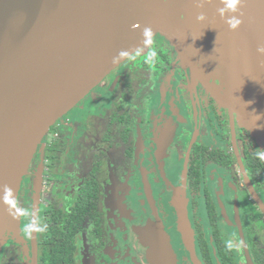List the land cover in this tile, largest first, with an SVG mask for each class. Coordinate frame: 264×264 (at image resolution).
<instances>
[{
	"label": "flooded vegetation",
	"instance_id": "1",
	"mask_svg": "<svg viewBox=\"0 0 264 264\" xmlns=\"http://www.w3.org/2000/svg\"><path fill=\"white\" fill-rule=\"evenodd\" d=\"M110 76L92 97L99 103L60 118L40 161L33 157L16 201L17 238L34 217L37 238L23 234L21 247L9 240L11 257L2 251L0 264H147L138 231L149 224L167 236L174 264H264V146L218 110L158 38L103 82Z\"/></svg>",
	"mask_w": 264,
	"mask_h": 264
},
{
	"label": "water",
	"instance_id": "2",
	"mask_svg": "<svg viewBox=\"0 0 264 264\" xmlns=\"http://www.w3.org/2000/svg\"><path fill=\"white\" fill-rule=\"evenodd\" d=\"M226 3L0 0V251L4 234L18 232L21 183L50 128L154 38L223 115L264 146V56L256 52L264 45V0H242L237 13L221 16ZM232 15L242 21L235 29ZM33 187L37 194L38 174ZM185 205L178 229L181 217L189 228ZM187 234L180 232L186 246ZM138 235L149 264H174L160 227L146 225Z\"/></svg>",
	"mask_w": 264,
	"mask_h": 264
},
{
	"label": "rangeland",
	"instance_id": "3",
	"mask_svg": "<svg viewBox=\"0 0 264 264\" xmlns=\"http://www.w3.org/2000/svg\"><path fill=\"white\" fill-rule=\"evenodd\" d=\"M165 57V56H164ZM168 65H172V62H169L168 63ZM137 70V69H136ZM122 71V70H121ZM120 71V72H121ZM159 71H161V69H159ZM133 75V74H132ZM131 75V76H132ZM113 76H110V77H108L103 83L104 84H101L95 91H94V93L92 94H90L87 98H85V100H84V102L83 103H81V104H79L78 105V107L77 108H73L71 111H69L68 113H67V115H66V117L65 118H71L72 116H73V114H76V112H77V109L78 110H80V109H84V108H87L88 106H90L91 104H97V103H99V100H94L93 101V103H92V97H93V95H95V93L96 92H101L102 90H104V88L106 87V85H108V82L111 80V78H112ZM166 77H168L171 81L172 80H174L173 78H172V76H170L168 73H167V75H166ZM152 79V78H151ZM151 79H149V81H151ZM174 82H175V80H174ZM104 86V87H103ZM150 108L151 107H148L147 108V110H146V112H145V115H148L147 113H149L150 112ZM78 126L79 125H76L75 127H77L78 128ZM54 127V126H53ZM51 128L50 130H49V132L46 134V136L44 137V140L45 139H47V138H49V135H50V133L53 131V129L55 128ZM43 140V141H44ZM42 144H43V142H42ZM41 144V145H42ZM41 145L39 146V148H38V150L36 151L37 153H35V156H34V162L35 161H40V158L38 157V155H39V150H40V147H41ZM37 155V156H36ZM33 162V161H32ZM176 186V185H175ZM31 208V206L29 207V204L27 205V206H25V209L24 210H29ZM186 213V212H185ZM21 219V218H20ZM36 219V217H34L33 218V220H32V224H33V226H34V228H33V226L32 225H30V224H28V222L26 221V223H25V226H24V228L22 229V231H23V233H22V235H21V237H20V239L19 238H17L18 236H19V234H20V229H18V232L16 233V234H13L12 233V231L10 232V233H5L4 234V237H3V241H2V248H1V251H0V254L2 253V251H3V253H8V255H9V253L11 252V250H12V248H13V245L14 246H18V247H21V246H25L27 243H26V239L24 238V236H23V234H25V235H27V232H29L28 233V238H29V241H32V240H35V238H37V231H36V229H37V227H36V223L34 222V220ZM30 221V220H29ZM176 222V221H175ZM19 226H21V228H22V222L20 221L19 222ZM142 228V227H141ZM190 233H191V240H192V238H193V235H192V230L190 229ZM165 239H166V241L168 242V244H169V247H170V250H171V245H170V242H169V240H168V238H167V236H165ZM9 240H11V243H13V245L10 243V242H8ZM192 243H193V241H192ZM28 245H31V247H32V244L31 243H29L28 242ZM193 244H191V246H192ZM27 251V250H26ZM145 253V252H144ZM143 253V254H144ZM10 257H11V254L9 255ZM147 264H149V262L147 261Z\"/></svg>",
	"mask_w": 264,
	"mask_h": 264
},
{
	"label": "clouds",
	"instance_id": "4",
	"mask_svg": "<svg viewBox=\"0 0 264 264\" xmlns=\"http://www.w3.org/2000/svg\"><path fill=\"white\" fill-rule=\"evenodd\" d=\"M241 3L242 0H227L225 7L218 9V14L224 16L226 11L230 13H237L239 11L238 5H240ZM197 19H204V14H199L197 16ZM241 22L242 21L238 19L235 15L230 16V18L227 20L230 29L237 28ZM256 52L259 56H264V45H258L256 48Z\"/></svg>",
	"mask_w": 264,
	"mask_h": 264
},
{
	"label": "bare ground",
	"instance_id": "5",
	"mask_svg": "<svg viewBox=\"0 0 264 264\" xmlns=\"http://www.w3.org/2000/svg\"><path fill=\"white\" fill-rule=\"evenodd\" d=\"M180 223H181V225H179V230H180V232L185 236V233L187 234H190V230H189V228L188 227H186V222L184 221V217H181L180 218ZM187 234V235H188Z\"/></svg>",
	"mask_w": 264,
	"mask_h": 264
}]
</instances>
